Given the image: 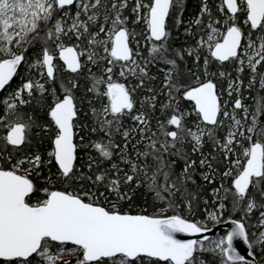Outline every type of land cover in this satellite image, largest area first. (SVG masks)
<instances>
[{
    "label": "snow or ice",
    "instance_id": "6c2138e0",
    "mask_svg": "<svg viewBox=\"0 0 264 264\" xmlns=\"http://www.w3.org/2000/svg\"><path fill=\"white\" fill-rule=\"evenodd\" d=\"M0 264H264V0H0Z\"/></svg>",
    "mask_w": 264,
    "mask_h": 264
},
{
    "label": "water",
    "instance_id": "95a60500",
    "mask_svg": "<svg viewBox=\"0 0 264 264\" xmlns=\"http://www.w3.org/2000/svg\"><path fill=\"white\" fill-rule=\"evenodd\" d=\"M183 235V234H182Z\"/></svg>",
    "mask_w": 264,
    "mask_h": 264
}]
</instances>
